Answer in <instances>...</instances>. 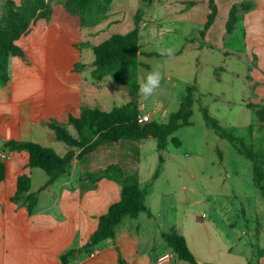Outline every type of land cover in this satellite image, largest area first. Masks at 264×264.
I'll return each instance as SVG.
<instances>
[{
  "label": "crops",
  "instance_id": "crops-1",
  "mask_svg": "<svg viewBox=\"0 0 264 264\" xmlns=\"http://www.w3.org/2000/svg\"><path fill=\"white\" fill-rule=\"evenodd\" d=\"M198 1L113 0L108 18L96 26L88 27L82 26L78 17L69 14L59 0H52L51 18L37 20L31 30L17 41L26 56L24 59L11 58L10 81L0 87V159L7 165V177L0 182V264H63L60 260L63 254L87 244L98 227V217L120 200L121 186L106 178L93 184L81 177L86 172H97L113 164L120 165L125 174L139 175L141 188L147 192L148 212L141 213L135 219H124L116 228L114 240L104 241L91 255H82L69 264H184L177 259L162 237L163 232L171 229L185 237L199 264H264L263 248L256 249L251 245V250L257 254L255 258L248 257L245 250L235 251L232 241L225 237V232L216 224H212L214 235L209 236L226 241L222 245L225 255L217 256V246L213 239L207 242L197 240L200 227L192 232H184L179 227L180 223L175 224L168 217H161L150 209L147 205L148 192L164 166L163 162H159L154 176L151 179L143 178L139 153L142 141L122 140L101 146L82 160H73L67 172L45 190L41 189L49 177L46 173L41 180L35 178L34 171L37 168L27 167L28 153L10 152L3 148L4 143L11 140L32 141L53 148L60 156L66 155L69 148L65 143L64 149L58 144L55 147L42 143L41 135L49 141L58 140L52 130L47 132L48 123L54 121L65 124L70 116L78 117L84 106L109 112L129 102L125 88L118 82L110 78L99 84L94 82L92 71L95 55L92 47L87 44L99 45L114 34L124 35L134 30L135 16L140 5L145 10L140 24V36L141 27L150 34L160 36L173 34L178 24L202 25L207 21L209 11L203 21L192 15L180 16L174 11H171L173 14L167 11L175 5L173 7L183 12ZM217 2L220 8V0ZM223 2L228 14L234 4L249 2L253 6L241 14L237 27L244 25L245 38L250 48L259 55L258 65L251 69L247 80L251 79V85L257 87L256 91L264 97V0ZM157 3L164 4L163 19L160 21L148 16V8ZM181 28L186 27L184 25ZM185 31L184 38L187 39L189 30ZM140 44L145 54L140 56V61L146 66L143 69H148L149 65L143 59L152 58L146 54L153 51L147 50L141 40ZM189 47L199 48L201 42H192ZM77 64L84 66L78 70ZM254 80L257 84H253ZM73 85H76V90H73ZM164 98L169 103L170 98ZM261 101L264 102V99ZM139 108L141 115H150L151 121L158 123L162 122L155 118L161 115L165 118L167 111V106L162 103L157 109L148 111L145 103L140 102ZM68 129L75 133L73 127ZM23 174L31 177V191L38 193V204L32 214L23 204L12 201L18 178ZM226 226L231 232L237 231L236 223L230 221ZM260 233L264 234V227H260L257 236ZM237 238L242 241V234ZM196 242L206 250L204 255L197 251Z\"/></svg>",
  "mask_w": 264,
  "mask_h": 264
},
{
  "label": "rangeland",
  "instance_id": "rangeland-1",
  "mask_svg": "<svg viewBox=\"0 0 264 264\" xmlns=\"http://www.w3.org/2000/svg\"><path fill=\"white\" fill-rule=\"evenodd\" d=\"M5 1L0 0V16ZM209 1L199 0L183 12L173 7L175 5L167 11H174L180 16L192 15L203 21L206 13H210ZM217 4L219 5L218 2ZM163 5L157 3L148 8V16L155 17L156 21L162 20ZM218 5L215 22L209 28L213 27L210 33L209 30L204 34L202 32L207 21L202 25L184 24L186 28L183 29L181 27L184 25L178 24L182 26L175 25L173 34L160 36L150 34L141 27V42L147 50L153 53H161L167 49L174 51L171 58L151 56L150 59H143L149 66L148 69H143L146 66L140 68V82L158 64L163 74L161 88L155 95L148 98L140 95V102L145 103L146 110L157 109L162 103L167 106L165 118L161 115L155 119L166 122L168 115L179 109L187 88L196 87L192 126L174 133L162 153L159 152L155 139L140 141L141 175L144 179H151L162 155L163 171L152 182L148 192L147 205L150 209L161 217H168L175 224L180 223L181 226L178 225L184 232H192L200 227L198 241L213 239L209 235H214L212 224H216L225 232V237L232 241L235 251L245 250L248 257L255 258L257 254L251 247L264 249V234L257 236L260 227H264V200L253 181V164L239 155L227 140L207 127L200 107H206L210 115L225 128H240L252 123L259 127L260 124L254 121L253 112L247 106V103H264L261 101L264 97L256 91L257 87L251 85L252 80H247L251 69L258 65L259 55L250 48L249 41L245 38L244 25L236 27L232 35L226 32L229 14L224 9L223 0H220V8ZM139 8L145 11L144 6L140 5ZM185 29L189 30L187 39L184 38ZM197 41L203 44L202 47H189V44ZM253 82L257 84L255 80ZM165 96L170 98L169 103L164 100ZM46 130L52 132L49 128ZM173 138L181 141L180 147L175 146ZM41 141L47 145L57 147L58 144L63 149L66 148L62 141H49L44 135H41ZM99 171L93 173L97 174ZM34 172L35 178L39 180L46 174L39 168ZM230 221L236 223V232H231L226 226ZM247 232L248 235L245 234ZM241 234L242 241L237 238ZM216 239L218 240L213 239V242L217 246V256L225 255L222 245L226 241ZM196 247L202 255L206 253L198 242Z\"/></svg>",
  "mask_w": 264,
  "mask_h": 264
},
{
  "label": "trees",
  "instance_id": "trees-1",
  "mask_svg": "<svg viewBox=\"0 0 264 264\" xmlns=\"http://www.w3.org/2000/svg\"><path fill=\"white\" fill-rule=\"evenodd\" d=\"M52 0H6L0 19V87L10 81V61L12 57L25 58V51L17 41L30 30L39 19L49 20L52 15ZM64 9L72 16L78 17L82 26H96L108 18L113 0H59ZM210 13L204 25L203 34L214 24L218 7L215 0H210ZM252 4L242 2L234 4L229 12L226 32L232 35L237 27L241 14L252 9ZM145 12L139 8L135 16V29L127 34H114L99 45H91L95 55L92 78L99 84L110 78L121 84L128 96L129 102L111 111L84 106L78 117L70 116L65 124L51 121L49 128L56 138L65 143L69 151L60 156L53 148L32 141H7L3 148L16 153L26 152L29 155L27 167L39 168L48 175V181L41 190L47 189L57 179L67 172L73 160H82L86 155L101 146L118 143L122 140L140 142L155 139L159 152H163L169 139L178 130L192 126L191 117L194 107V92L196 87H188L180 107L170 114L166 123L150 121L140 123L139 70L143 66L140 56L145 55L140 44L139 26ZM202 34V36H204ZM85 45V44H84ZM201 43V47H202ZM83 45H79L81 47ZM147 56H161L160 53H148ZM84 65H78L80 70ZM253 112L254 123L245 127L225 128L210 115L206 107L201 106L203 120L207 127L213 129L222 139L227 140L239 155L253 164V181L260 196L264 200V103L254 105L247 103ZM68 127H73L72 133ZM175 146L180 147L178 138L172 139ZM160 162L163 157L160 155ZM7 177V165L0 159V182ZM95 184L102 179L114 180L121 186V198L112 204L107 212L98 217V227L83 247L72 249L60 258L63 264L78 260L82 255H91L95 248L106 240L116 238V228L124 219H135L141 213L148 212L146 206V190L141 188L139 175H126L120 165L113 164L97 174L86 172L81 177ZM15 203L23 204L30 214L38 204V193L31 191V177L23 174L18 178ZM164 241L173 251L178 260L187 264H199L189 248L183 235L171 229L162 233ZM122 263H124L122 261Z\"/></svg>",
  "mask_w": 264,
  "mask_h": 264
},
{
  "label": "clouds",
  "instance_id": "clouds-1",
  "mask_svg": "<svg viewBox=\"0 0 264 264\" xmlns=\"http://www.w3.org/2000/svg\"><path fill=\"white\" fill-rule=\"evenodd\" d=\"M161 56H167L169 58L173 55L172 49H167L162 51ZM160 65H156L152 70H150L147 75L145 76L143 82L139 84V94L144 97L148 98L157 93V91L161 88L163 74L160 70ZM73 90H76V85H73Z\"/></svg>",
  "mask_w": 264,
  "mask_h": 264
},
{
  "label": "built area",
  "instance_id": "built-area-1",
  "mask_svg": "<svg viewBox=\"0 0 264 264\" xmlns=\"http://www.w3.org/2000/svg\"><path fill=\"white\" fill-rule=\"evenodd\" d=\"M150 121H151L150 115H140V117H139L140 123H146V122H150Z\"/></svg>",
  "mask_w": 264,
  "mask_h": 264
}]
</instances>
